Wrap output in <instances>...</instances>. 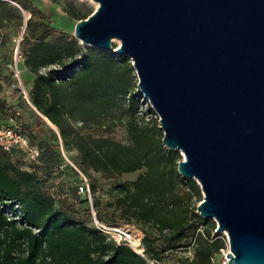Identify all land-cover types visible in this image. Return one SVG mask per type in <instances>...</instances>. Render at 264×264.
I'll return each mask as SVG.
<instances>
[{"label": "water", "instance_id": "1", "mask_svg": "<svg viewBox=\"0 0 264 264\" xmlns=\"http://www.w3.org/2000/svg\"><path fill=\"white\" fill-rule=\"evenodd\" d=\"M83 46L130 60L196 214L228 237V264H264V0H91Z\"/></svg>", "mask_w": 264, "mask_h": 264}, {"label": "trees", "instance_id": "2", "mask_svg": "<svg viewBox=\"0 0 264 264\" xmlns=\"http://www.w3.org/2000/svg\"><path fill=\"white\" fill-rule=\"evenodd\" d=\"M53 2L60 5L59 0ZM6 6L0 2V24L9 19ZM62 10L75 23L92 13L73 12L66 6ZM44 34H39L24 50L23 65L34 75L29 97L32 106L58 130L62 145L76 151L79 163L74 164L86 176L88 170L105 178L140 171L130 184L115 186L121 213L114 221L135 219L150 225L155 236L142 237L144 257L125 242L117 245L107 241L57 193V188L71 186L75 194L77 173L57 155L59 161L54 162L50 151H40L29 138L39 151L38 164L28 161L22 169L15 162V156L21 153L0 150V264H161L163 253L172 258L189 248L193 249L192 257H179L178 264H213V256L223 247V238L221 241L219 234H212L213 223L209 229L199 231L197 226L206 220L179 194L183 179L176 168L181 159L178 152L165 149L160 136L135 123L126 128L125 144L81 133L90 123L104 127L109 121L114 122L109 115L119 110L117 98L134 88L126 80V74L132 72L130 60L113 50L84 49L77 40L63 34L48 38ZM1 48L2 45L0 64L5 59ZM127 103L133 105L134 96L128 95ZM8 110L0 105L4 123L11 113ZM76 123L82 126L76 127ZM60 167L76 176L73 185L60 178ZM55 178L59 179L56 185ZM47 181L52 184L44 188ZM184 183L199 196L194 180ZM90 189L94 195L95 189ZM75 199L88 203L84 196L75 195ZM6 212L17 219L8 220Z\"/></svg>", "mask_w": 264, "mask_h": 264}, {"label": "rangeland", "instance_id": "3", "mask_svg": "<svg viewBox=\"0 0 264 264\" xmlns=\"http://www.w3.org/2000/svg\"><path fill=\"white\" fill-rule=\"evenodd\" d=\"M59 2L60 5L54 3L53 0H23L22 8L25 11V17H29L26 21L24 31V16L22 12L15 7L9 5L6 6L9 19L0 24V35L2 36L1 52L5 55L4 62H1L0 64V105L3 104L6 109H9L8 111H11L8 116L13 115V122L20 125L26 131L29 136L28 138H30L31 143L34 146H36L40 151H50L49 153L55 157L54 162H57L59 161V158H62L63 161L66 162L67 166H70L71 169L75 171L72 166L67 163V160L75 165L74 162L79 163V155L73 149H69L62 145L58 130L46 118L40 116L32 106L29 97L31 90L30 85H32L34 75L29 73L23 65L24 50L29 44L36 40L39 34L45 33L44 37L48 38L53 34L59 33L65 35L67 39H75L73 37L75 21L70 19L63 12V6H66L68 9L77 13H85L89 11L93 12L97 7V5L95 6L92 2L87 0H69V2L59 0ZM113 44L115 47L118 46V42H114ZM81 46L84 49L90 47ZM16 48H18L21 53V59L17 62L15 58ZM19 64L20 66H18ZM119 65L120 64H117L118 67ZM15 68H17L19 72V80L16 82L18 84L20 83L22 88H24L25 91H23L27 97L21 93L22 91H19L12 86V84H16V88L19 86L11 78ZM40 71H43V69H40ZM126 80L129 85H134V88L132 90L127 89L125 95L122 94L117 98L120 106L119 110L117 113H110L109 115V119L113 118L114 122L109 121L104 127H99L96 122L93 124L90 123L88 129H83L81 131L82 134H88L92 138L108 137L121 144H125L128 142L126 128L132 123H135L138 126L147 127L162 139V132L158 129L159 125L157 116L154 115L155 113L151 109L150 105L145 103L147 100H144L142 95L137 90V78L133 69L130 74H126ZM128 95L134 96L133 105L127 103ZM16 112L18 115L15 114ZM3 124L6 125L3 119L0 118V125ZM75 125L76 127L82 126L77 123ZM178 154L180 156V152H178ZM56 155L58 157L57 161ZM15 160L16 165L22 169H25L29 164L27 157L23 154L16 155ZM61 172L62 177L60 178L64 181L71 182L70 185H73V180L75 181L76 176H72V172L68 168L62 169ZM139 172L140 171H136L131 174H123L115 178H105L100 173H95L91 170L87 171V178L89 179L90 186L95 189L93 193L94 195H92V207L95 212L96 220L108 228L120 227L121 229L118 228V230L122 233H125L124 231H136L139 238L136 239L135 237L130 236L129 241L126 242L127 245L135 250V252L142 249L140 242L144 234L154 237V230L150 225H144L143 223L131 218H125L123 220H120L121 218H119V222L114 221V219H118L119 214L121 213V206L118 204L119 196L115 186L119 183L130 184L136 179ZM182 179L183 182L179 185L178 192L191 206L196 207L202 200L201 190L199 189L198 196L195 191H192L185 185L184 182L187 179ZM53 182H59V179L55 178ZM195 183L197 184L196 181ZM44 184V188H47L52 184V182L47 181ZM56 187H58V185ZM72 189L73 188H71V186L68 188L63 186L62 190L57 188L58 192H56L59 194V197H64L67 203H71L73 207L79 211V215L84 222L94 225L89 210L90 205L85 201L83 202V199L81 202H78L75 199V194ZM211 223L215 226L212 234H219L222 241V238L224 237L223 233L215 232L217 226L214 220L206 219L203 225H198L197 227L199 231L207 230L210 228ZM119 234L120 233L118 232V237ZM192 255V248H189L185 253H178L172 258L168 257L166 253H163L160 263L178 264L176 262L177 258H191ZM148 258L150 257L148 256ZM218 258L219 252L213 256V264L216 263Z\"/></svg>", "mask_w": 264, "mask_h": 264}, {"label": "built area", "instance_id": "4", "mask_svg": "<svg viewBox=\"0 0 264 264\" xmlns=\"http://www.w3.org/2000/svg\"><path fill=\"white\" fill-rule=\"evenodd\" d=\"M22 1L23 0H0L1 3L15 7L22 12L24 16V26H23V31H24L26 21L29 17L27 18L25 17V11L22 8ZM1 43H2V36L0 35V45ZM15 51H16L15 58L17 62L21 59V53L19 52L18 48H16ZM11 78L13 79L14 82L19 80V72L17 68H15V71H13ZM15 85L16 84H12L13 88L19 91H22L21 93H23L24 96L27 97L25 95V92L22 89L21 84L19 83L18 84L19 86L17 88L15 87ZM15 114L18 115L17 112ZM12 116L13 115L7 116L6 125L0 126V150L5 153H13V152L21 153L27 157L29 162L38 164V157H39L38 149L31 145L26 131L20 125H17L13 122ZM67 163L72 166V168L75 170V172L78 175L79 182L76 185L75 195H77L80 198L84 196L86 200L88 201L90 205V213L92 216L91 218L94 223L93 226L105 235L107 241L113 242L117 245L122 242H125V243L128 242L130 239V236L126 235L125 233L120 232L118 230V227L108 228L96 220L95 212L92 208V193L90 189L89 179L84 173H82L77 167H75V165H73L69 160H67ZM60 169H62V167H60ZM57 183L58 182H55L54 184L56 185ZM49 192L52 194L53 189H50ZM5 216L7 217L8 220L17 219V217H13L12 214L9 212H6ZM33 231L37 232V230H33ZM118 232L120 233L119 237H118ZM223 236H224L223 237V247L219 250V258L217 259L215 264H228V261H229L228 257H226V255L229 253L228 237L225 233H223ZM136 253L144 257L142 250H138L136 251ZM148 263L149 264H159L155 261H148Z\"/></svg>", "mask_w": 264, "mask_h": 264}, {"label": "bare ground", "instance_id": "5", "mask_svg": "<svg viewBox=\"0 0 264 264\" xmlns=\"http://www.w3.org/2000/svg\"><path fill=\"white\" fill-rule=\"evenodd\" d=\"M87 1H90V2H92L91 0H87ZM95 6H96V3H94V2H92ZM18 66H20V64L18 65ZM20 70H21V68H20ZM21 73H22V70H21ZM22 78V77H21ZM23 79V78H22ZM26 87V86H25ZM23 90H24V88H22ZM26 89V88H25ZM25 91V90H24ZM28 103V102H27ZM32 107V106H31ZM118 228H120V227H118ZM121 229V228H120ZM125 232V234L126 235H128V236H133V237H135L136 239H138L139 237H138V233L136 232V231H124Z\"/></svg>", "mask_w": 264, "mask_h": 264}, {"label": "crops", "instance_id": "6", "mask_svg": "<svg viewBox=\"0 0 264 264\" xmlns=\"http://www.w3.org/2000/svg\"><path fill=\"white\" fill-rule=\"evenodd\" d=\"M30 87H31V85H30Z\"/></svg>", "mask_w": 264, "mask_h": 264}]
</instances>
